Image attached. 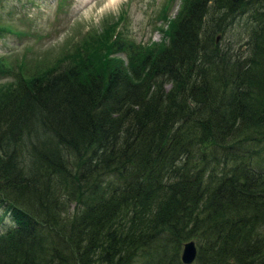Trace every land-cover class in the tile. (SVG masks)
<instances>
[{
  "label": "trees",
  "instance_id": "trees-1",
  "mask_svg": "<svg viewBox=\"0 0 264 264\" xmlns=\"http://www.w3.org/2000/svg\"><path fill=\"white\" fill-rule=\"evenodd\" d=\"M166 16L158 43L118 18L48 64L0 57V264H182L188 241L264 264V0Z\"/></svg>",
  "mask_w": 264,
  "mask_h": 264
},
{
  "label": "rangeland",
  "instance_id": "rangeland-1",
  "mask_svg": "<svg viewBox=\"0 0 264 264\" xmlns=\"http://www.w3.org/2000/svg\"><path fill=\"white\" fill-rule=\"evenodd\" d=\"M165 1L122 0L113 8L102 9L105 0H1L0 26L10 32L0 37V57L11 63L21 61L26 67L34 60L45 59V63H49L58 57L61 49L68 50L81 35L101 31V27L118 18L117 26H120L117 29L132 41L158 43L163 40L162 31L166 29V23L157 19L158 14L167 13L166 18L171 20L181 0L167 2L160 12ZM244 22V18L235 20L224 35L225 39L218 41L220 46L234 44L242 38L247 28ZM11 81L0 78V86ZM261 155L264 156V151ZM67 206H70L68 213L72 206ZM67 213L64 216H68ZM3 217L0 233L7 232L10 226L7 217Z\"/></svg>",
  "mask_w": 264,
  "mask_h": 264
},
{
  "label": "water",
  "instance_id": "water-1",
  "mask_svg": "<svg viewBox=\"0 0 264 264\" xmlns=\"http://www.w3.org/2000/svg\"><path fill=\"white\" fill-rule=\"evenodd\" d=\"M218 40V36L215 39ZM195 245L192 241L184 243L183 249L180 254V261L182 264H190L195 256Z\"/></svg>",
  "mask_w": 264,
  "mask_h": 264
},
{
  "label": "bare ground",
  "instance_id": "bare-ground-1",
  "mask_svg": "<svg viewBox=\"0 0 264 264\" xmlns=\"http://www.w3.org/2000/svg\"><path fill=\"white\" fill-rule=\"evenodd\" d=\"M120 1H122V0H105V4L103 5V7H102V9H107V8H113L114 6H116ZM108 14V13H107ZM120 14V13H119ZM111 15V14H110ZM120 26V25H119ZM118 26V27H119ZM118 30V29H117ZM68 173V172H67ZM70 173V172H69ZM72 175V174H71ZM42 178V177H41ZM43 179H45V178H42V180ZM48 180V179H47ZM68 182V181H67ZM43 183V182H42ZM40 184V183H39ZM39 187H42V186H39ZM41 189V188H40ZM46 190V189H45ZM43 191V190H42ZM48 192V191H47ZM53 194V193H52ZM103 194V193H102ZM40 195V194H39ZM54 195V194H53ZM32 196H34V198H35V195H32ZM40 197V196H39ZM54 197V196H53ZM63 197V196H62ZM55 198H56V196H55ZM58 198H60V197H58ZM32 199V198H31ZM36 199H39V198H36ZM41 199V198H40ZM50 199V198H49ZM46 200V199H45ZM43 201V200H42ZM50 202V201H49ZM42 203V202H41ZM74 204V203H73ZM47 206V205H46ZM37 207V206H36ZM43 207H44V205H43ZM33 208V207H32ZM1 210V209H0ZM50 212H51V209H50ZM48 214H49V212H48ZM52 215V214H51ZM51 218V217H50ZM54 218V217H53ZM11 219V218H10ZM11 222H12V220H11ZM10 222V223H11ZM19 225V224H18ZM21 226V225H20ZM17 227V226H16ZM7 228V227H6ZM5 228V229H6ZM9 228H13L11 225L9 226ZM257 233V232H256ZM1 234L3 235L4 234V232H1ZM193 243H194V245H195V242L194 241H192ZM184 245V244H183ZM261 245V244H260ZM182 249H183V246H182ZM182 249H181V251H182ZM195 249H197L196 248V246H195ZM196 258H197V250H195V256H194V259L192 260V262L190 263V264H192L193 262L195 263V261H196Z\"/></svg>",
  "mask_w": 264,
  "mask_h": 264
}]
</instances>
